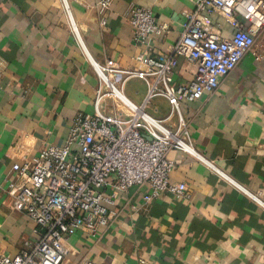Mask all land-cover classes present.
Returning <instances> with one entry per match:
<instances>
[{
	"label": "crops",
	"instance_id": "1",
	"mask_svg": "<svg viewBox=\"0 0 264 264\" xmlns=\"http://www.w3.org/2000/svg\"><path fill=\"white\" fill-rule=\"evenodd\" d=\"M82 47L69 26L61 0H0V253L30 249L36 237L29 221L4 203L6 181L48 145H62L72 119L93 113L97 76L92 62L113 60L121 69H142L139 55L168 53L182 30L189 0H115L105 25L98 0H66ZM134 4L153 11L166 34L149 47L133 41L123 14ZM214 30L230 38L239 19L216 11ZM264 32L256 60L246 55L219 87L193 103L182 102L192 143L213 167L258 195L264 204ZM194 65L178 59L174 81L192 80ZM125 95L140 103L145 85L131 79ZM160 113L166 101L157 99ZM169 182L184 183L189 199L164 193L144 205L143 188L118 197L119 217L95 234L78 231L67 241L62 264H264V207L213 168L174 151ZM141 207V208H140ZM143 261V262H141Z\"/></svg>",
	"mask_w": 264,
	"mask_h": 264
},
{
	"label": "built area",
	"instance_id": "2",
	"mask_svg": "<svg viewBox=\"0 0 264 264\" xmlns=\"http://www.w3.org/2000/svg\"><path fill=\"white\" fill-rule=\"evenodd\" d=\"M115 0H98L94 5L105 25V12ZM182 30L168 53L155 57L139 55L142 69H121L108 59L92 62L97 76L93 92V113L75 116L62 145H48L23 164L15 163L14 177L6 181L4 203L22 214L36 241L16 255L0 253V264H62L68 254L67 241L78 231L95 234L113 225L120 213L118 197L132 187L143 188L144 205L168 193L175 199H189L184 183L169 182L175 165L174 151L185 153L213 168L256 203L264 204L217 171L197 153L181 103H193L215 91L221 80L242 59L256 51L264 32V0H189ZM69 26L82 47L66 0H61ZM216 11L239 19L241 27L232 37L222 38L215 30ZM136 44L149 47L154 35L166 34L165 23H157L148 7L130 4L123 14ZM258 47L264 49L263 44ZM194 65L186 84L174 81L178 59ZM140 80L146 94L140 103L130 100L124 86ZM157 99L166 101L160 113ZM141 208V207H140ZM143 262V261H141ZM83 264H95L84 261Z\"/></svg>",
	"mask_w": 264,
	"mask_h": 264
}]
</instances>
